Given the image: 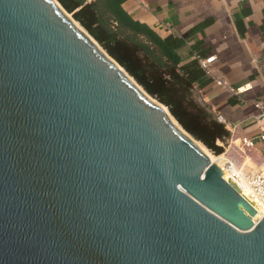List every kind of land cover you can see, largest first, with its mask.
<instances>
[{"label": "water", "instance_id": "95a60500", "mask_svg": "<svg viewBox=\"0 0 264 264\" xmlns=\"http://www.w3.org/2000/svg\"><path fill=\"white\" fill-rule=\"evenodd\" d=\"M64 12L0 0V264H264V212Z\"/></svg>", "mask_w": 264, "mask_h": 264}, {"label": "crops", "instance_id": "0c3cea01", "mask_svg": "<svg viewBox=\"0 0 264 264\" xmlns=\"http://www.w3.org/2000/svg\"><path fill=\"white\" fill-rule=\"evenodd\" d=\"M122 8L159 38L183 40L180 65L212 57L203 68L209 82L195 85L194 94L231 139L257 138L264 113V0H126ZM254 153L264 156L258 140Z\"/></svg>", "mask_w": 264, "mask_h": 264}, {"label": "trees", "instance_id": "16d2710c", "mask_svg": "<svg viewBox=\"0 0 264 264\" xmlns=\"http://www.w3.org/2000/svg\"><path fill=\"white\" fill-rule=\"evenodd\" d=\"M145 93L164 105L179 126L215 155L230 138L225 125L199 103L194 87L209 78L197 60L180 65L184 41L159 38L122 8L126 0H56Z\"/></svg>", "mask_w": 264, "mask_h": 264}, {"label": "built area", "instance_id": "2783aa9c", "mask_svg": "<svg viewBox=\"0 0 264 264\" xmlns=\"http://www.w3.org/2000/svg\"><path fill=\"white\" fill-rule=\"evenodd\" d=\"M213 60L212 57L200 61V66L202 68H206L207 64ZM259 107V105H256ZM259 119V131L257 134V138H251L248 136H241L235 139L229 138L228 149L231 148L233 142L238 141V150L242 152L243 158H231L227 157L225 162V172L228 174L233 181H235L238 186H240L247 196L253 203H255L261 211L264 212V174L262 171H251L246 170L247 161L253 162L252 156L255 155V141L261 144V150L264 152V113H261L258 117ZM251 151V158L247 156L246 152ZM225 154V153H224ZM242 161H239V160ZM249 159V160H248ZM264 160V157L261 158ZM222 173H224L223 169H220Z\"/></svg>", "mask_w": 264, "mask_h": 264}, {"label": "rangeland", "instance_id": "374dc122", "mask_svg": "<svg viewBox=\"0 0 264 264\" xmlns=\"http://www.w3.org/2000/svg\"><path fill=\"white\" fill-rule=\"evenodd\" d=\"M67 13V12H66ZM67 16H68V18L69 19H72L73 20V18H72V16L70 15V14H68L67 13ZM76 24V23H75ZM195 95V94H194ZM195 98H196V100L199 102V103H201L199 100H198V96L197 95H195ZM153 99V98H152ZM155 100V99H154ZM174 122V121H173ZM178 127V126H177ZM196 141V140H195ZM228 142H229V139L228 140H226L223 144L222 143H218L220 146H222L223 147V152L221 153V154H219V155H215L214 153H212L210 150H208L205 146H202V144L200 143V142H198V141H196V143H199L203 148H205V150L203 151L200 147V149L202 150V152H206L205 154L208 156V155H210V156H213V157H218L220 160H219V164H220V166L221 167H223V170L225 171V162H226V160H227V157H231V158H233V157H235V158H243L244 156L242 155V150L241 151H239L238 150V147H237V145H238V141H235V142H233V145L231 146V148L230 149H228ZM225 153V154H224ZM246 154H247V156H249V159L251 158V155H253V153L251 154V151H247L246 152ZM209 156V157H210ZM264 157V156H263ZM252 158H253V162H251V161H247L246 162V164H247V167H246V170H248V171H251V169L252 170H254V171H263L264 172V160H262L261 158H258L257 156H255V155H253L252 156ZM248 159V160H249ZM239 161H242L241 159L239 160ZM224 174L226 175V176H228V174H226L225 172H224Z\"/></svg>", "mask_w": 264, "mask_h": 264}, {"label": "bare ground", "instance_id": "6f19581e", "mask_svg": "<svg viewBox=\"0 0 264 264\" xmlns=\"http://www.w3.org/2000/svg\"><path fill=\"white\" fill-rule=\"evenodd\" d=\"M65 13V15L67 16V13L66 12H64ZM68 17V16H67ZM71 21L75 24L76 22L74 21V20H72L71 19ZM80 30H82L83 32H84V30L81 28V26H79L77 23L75 24ZM120 68V67H119ZM134 84L136 83L132 78L130 79ZM137 84V83H136ZM139 86V85H138ZM140 90H141V87L139 86L138 87ZM143 90V89H142ZM145 93V92H144ZM145 95L152 101V102H154V103H156V104H158L159 102H157L156 100H154V99H152L147 93H145ZM171 118V117H170ZM171 120H172V122L174 121L172 118H171ZM176 126H178V128H180L179 127V125H177L176 124V122L174 121L173 122ZM196 145L198 146V147H200L203 151L205 150V148H203L199 143H196ZM199 148V149H200ZM200 149V150H201ZM201 150V151H202ZM204 153V152H203ZM206 153V152H205ZM204 153V154H205ZM206 155V154H205ZM207 156V155H206ZM210 155H208L207 157L219 168V169H223V167H221L220 166V164H219V158L217 157H213V156H210ZM225 172V171H224ZM226 173V172H225ZM224 174V173H223ZM227 174V173H226ZM264 174V173H263ZM225 175V174H224ZM226 176V175H225ZM228 177V176H227ZM231 181H232V183L245 195V193H244V190L240 187V186H238V184L235 182V181H233L230 177H228Z\"/></svg>", "mask_w": 264, "mask_h": 264}]
</instances>
